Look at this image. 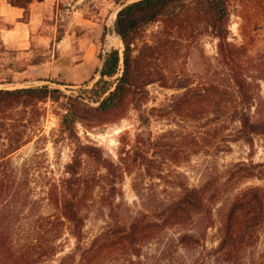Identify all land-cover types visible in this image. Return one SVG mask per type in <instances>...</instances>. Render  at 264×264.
I'll return each instance as SVG.
<instances>
[{"label": "rangeland", "instance_id": "1", "mask_svg": "<svg viewBox=\"0 0 264 264\" xmlns=\"http://www.w3.org/2000/svg\"><path fill=\"white\" fill-rule=\"evenodd\" d=\"M19 1L25 4V0ZM125 1L59 0L45 20L47 24L43 23L35 34L34 56L5 50L0 43V91L44 86L59 91L42 100H29V104L24 100L0 103V161L8 163L6 170L12 174V192L2 207V228L9 232L17 249L36 242L27 240L29 233L46 234L59 228L61 238L46 237L43 246H59L62 252L41 263L58 264L75 248L76 239L68 223L57 227L52 222L58 215L49 200L52 189L68 177L67 167L82 154V146L97 147L107 159L119 162L125 145L133 143L141 131V113L146 112L156 144L151 157L162 178H150L138 169L118 177L115 214L130 221L140 213L153 214L158 201L179 195L185 187L201 189L207 185L212 194L222 187L224 194L214 204L215 227L206 230L194 219L183 229L161 230L143 244V256L148 264H230L217 251L222 239L224 195L264 187V137L256 136L253 146L243 140L233 142L239 124H233L236 116L226 103L207 105L198 118L177 112L187 90L199 83L219 85L232 92L228 70L219 61V41L208 26H197L171 40L158 35L161 24L149 27L144 41L151 45L163 42L167 51L151 69L161 75L157 79L163 80L148 86L143 104L134 102L141 104L140 111L130 105L120 117L100 118L83 109L84 120L72 119L70 98L100 78L96 73L106 54L123 50L121 39L111 34V28L116 22L115 11ZM255 3H231L228 43L242 48L246 58L243 67L256 79L257 92L264 98V10ZM81 157L82 214L87 236L93 240L112 222L110 210L102 202V197L108 196L107 173L87 155ZM244 165L247 171L241 172ZM240 173H256L258 177L238 182L235 176ZM182 236L189 237L184 238V244ZM262 261L264 225L258 243L238 264Z\"/></svg>", "mask_w": 264, "mask_h": 264}, {"label": "trees", "instance_id": "2", "mask_svg": "<svg viewBox=\"0 0 264 264\" xmlns=\"http://www.w3.org/2000/svg\"><path fill=\"white\" fill-rule=\"evenodd\" d=\"M233 1L140 0L125 7L115 22L124 49H114L106 54L101 69L96 73L100 78L92 87L81 89L74 98H70L73 102L72 119L84 120L86 117L83 109L96 113L100 118L120 117L130 105L139 110L147 99L148 86L163 80L157 79L161 75L153 73L151 69L153 62L161 59L167 51V45L163 42L151 45L144 41L148 28L161 24L162 29L158 35H165L166 40H171L173 36L178 39L197 26L206 25L219 41V61L228 70L233 89L230 93L219 85L199 83L187 90L178 103L180 107L177 112L198 118L206 112L207 105L226 103L229 111L236 116L233 124H239L233 142L243 140L253 146L256 136L264 137V98L257 92L256 79L243 67L246 58L242 48L228 43ZM252 1L264 10V0ZM57 92L47 86L0 91V103L24 100L29 104L32 102L29 100H42ZM134 102L141 104L137 106ZM141 124L142 129L135 135L133 143L123 148L119 162L107 159L97 147L82 146V154L75 156L72 164L67 167L68 177L52 189L49 200L58 215L49 220L52 219L57 227L68 223L76 239L75 248L61 257L58 264H148L143 256V244L157 232L183 229L194 219L204 225L206 230L215 227L214 204L216 198L224 194V190L222 187L216 188V193L212 194L207 185L201 189L185 187L179 195L158 201L153 214L140 213L130 221H126L125 217L120 219L115 214L118 177L138 169L150 178H162L157 175V164L151 157L156 144L153 142L150 119L146 112L141 113ZM82 155H87L101 165L107 173L105 179L108 196H103L102 202L110 210L112 222H108L104 233L93 240L87 236L86 221L82 214L83 199L80 194L83 184L79 172L84 164ZM7 167L8 163L0 161V264H41L46 258H54L62 252L59 246H43L46 237L56 236L60 239L62 230L58 228L46 234L45 231L29 233L27 240L35 239L36 242L26 243L21 249L15 247L9 232L2 228L5 224L2 207L12 192L9 184L12 174L6 170ZM242 167L241 172L247 171L245 165ZM254 177L258 175L240 173L235 179L239 182ZM224 199L220 221L222 239L217 251L230 264H238L243 254L248 253L259 241L260 230L264 225V187L242 189L234 195H224ZM184 238L189 237H181L183 244ZM150 260H153L152 257ZM261 264H264L263 261Z\"/></svg>", "mask_w": 264, "mask_h": 264}, {"label": "crops", "instance_id": "3", "mask_svg": "<svg viewBox=\"0 0 264 264\" xmlns=\"http://www.w3.org/2000/svg\"><path fill=\"white\" fill-rule=\"evenodd\" d=\"M0 0V43L5 50L34 56L35 34L47 24L59 0Z\"/></svg>", "mask_w": 264, "mask_h": 264}, {"label": "water", "instance_id": "4", "mask_svg": "<svg viewBox=\"0 0 264 264\" xmlns=\"http://www.w3.org/2000/svg\"><path fill=\"white\" fill-rule=\"evenodd\" d=\"M137 1H140V0H127L125 2H123L122 4L119 5V7L117 8V10L115 11V18L117 19V16L118 14L120 13V11H122L125 7H127L128 5L134 3V2H137ZM111 34L112 35H116L120 38V36L117 34L116 32V25H115V22L113 23L112 25V28H111ZM121 39V38H120ZM122 42V41H121ZM122 46H123V43H122ZM123 49H124V46H123ZM105 58V57H104ZM104 58H103V62H104Z\"/></svg>", "mask_w": 264, "mask_h": 264}]
</instances>
